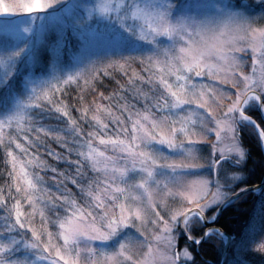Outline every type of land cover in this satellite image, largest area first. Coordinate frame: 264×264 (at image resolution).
Wrapping results in <instances>:
<instances>
[{"label": "rangeland", "instance_id": "rangeland-1", "mask_svg": "<svg viewBox=\"0 0 264 264\" xmlns=\"http://www.w3.org/2000/svg\"><path fill=\"white\" fill-rule=\"evenodd\" d=\"M258 4L264 0H0V136L14 131L20 155L31 154L34 112H47L61 128L57 142L90 179L81 198H64L51 193L58 182L18 161L23 198L5 225L23 239L0 241V252L20 245L0 264L193 259L178 247L181 220L220 206L242 180L217 175L223 162L246 157L238 125L256 126L264 143L245 113L264 93ZM108 72L120 93L75 119L61 95Z\"/></svg>", "mask_w": 264, "mask_h": 264}, {"label": "trees", "instance_id": "trees-1", "mask_svg": "<svg viewBox=\"0 0 264 264\" xmlns=\"http://www.w3.org/2000/svg\"><path fill=\"white\" fill-rule=\"evenodd\" d=\"M256 6L258 9H263L264 4ZM105 75L101 73V75L92 76L90 86H86L84 82L78 88L74 84L61 95V101L75 119L81 121L80 116L85 108H94L97 104L104 102L109 104L111 97L120 93V80L116 79L113 72ZM260 95V100L252 102L245 109V113L261 127L264 133V93L261 92ZM33 116L34 119L30 124L32 129L29 130L31 131L29 134L30 144H32L31 154L28 152L24 153L26 155L23 157L20 155L13 141L14 131H10L6 138L0 136V199L1 203L5 202V211L0 209V241L2 242L13 238L17 243L23 239L22 235L19 238L14 230L9 229L6 233L5 225L11 219L10 209L15 202H21L23 198L20 194L22 179L20 174L16 173L19 171L18 161L24 162L25 170H31L34 177L40 176L47 183L58 182V187H54L56 189H52L51 193L59 194L60 197L77 198L79 196L81 198V186L90 182V179L82 173L83 170L88 169L75 158L74 152L72 153L68 146L63 148L57 142V139L61 138L58 135L61 128L57 126V123L48 116L47 112L40 116L37 110ZM238 132L246 157L242 163L236 165L230 161L223 162L217 174L220 178L227 174L242 176V180L230 189L231 195L249 186L260 185L264 181V143L257 127L243 122L238 125ZM26 176H28L27 173ZM220 206L206 213L209 220L216 216ZM6 208L9 215L6 213ZM187 224L188 232L196 240H201L205 236L208 227L200 217L191 218ZM215 227L232 239L226 264H264V187L230 203L224 209ZM223 233L212 230L199 246L190 243L180 233L179 249L189 247L193 255L191 261L182 264H222L228 241ZM3 247L5 250L0 252V259L5 258L7 253L16 255L18 250L15 249H19L20 245Z\"/></svg>", "mask_w": 264, "mask_h": 264}, {"label": "water", "instance_id": "water-1", "mask_svg": "<svg viewBox=\"0 0 264 264\" xmlns=\"http://www.w3.org/2000/svg\"><path fill=\"white\" fill-rule=\"evenodd\" d=\"M263 187H264V181L260 185L249 186V187H247V188H245L243 190H240L239 192L233 194L225 202H223V204L219 208V211H218L216 217L213 220H211V221L208 220L206 214L202 210H200L198 208L189 210L188 212H186L184 214V216H183V218L181 220V223H180V229H181V232H182L183 236H185L189 240L190 243H192V244H194L196 246H199L200 244H202L204 242V240L206 239V237H207V235H208L210 230H216V231H219V232L223 233L222 230H220L217 227H215V224L220 219L224 209L230 203H232L236 199L242 197L243 195H245V194H247L249 192L258 191V190L262 189ZM196 215L199 216L204 221V224L208 227V230L206 231L205 236L201 240H196L194 237H192L190 235V233L188 232L187 227H186L187 219L189 217L196 216ZM223 234H225V233H223ZM227 238H228V242H227V245H226L225 254H224V258H223L222 264H226V262H227L229 249H230V245H231V241H232L230 236H227Z\"/></svg>", "mask_w": 264, "mask_h": 264}]
</instances>
